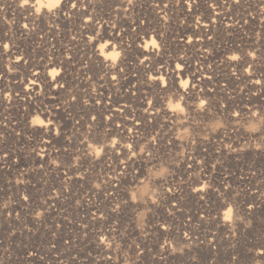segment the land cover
I'll return each instance as SVG.
<instances>
[{
  "label": "rangeland",
  "instance_id": "1",
  "mask_svg": "<svg viewBox=\"0 0 264 264\" xmlns=\"http://www.w3.org/2000/svg\"><path fill=\"white\" fill-rule=\"evenodd\" d=\"M30 2L34 3L36 0H30ZM72 2L73 0H68L69 9H71ZM75 2L78 8H80L78 13L75 14L64 10L65 16H63L62 10L59 12L61 20L53 22L52 19L56 18L57 15L53 17L47 14L44 9L41 10V13L35 15L33 13L34 9L30 6L29 9L17 8V0H0V43L8 42L10 47L19 42L24 48L28 47L31 49V47H34L37 49L36 52L39 50L40 52L35 53V56L30 58L33 63H41L39 70L42 71V74L35 80L36 84H38V86L36 85V89H38L36 92L40 95L39 102L43 104H63L66 108V117H64L60 124L50 125L48 134H46L44 126L42 125L35 127L20 125L17 128L28 134L29 138L33 140L26 146L29 151H33L34 156L36 153L41 154L43 148H46L48 145L53 146L58 151L57 154L53 153L50 155V158L46 156L45 158H41V156L37 157L36 155V160H34V162L29 160V163L33 164L32 171H36L35 168H37L40 174L44 176L41 179L49 175L48 171L53 164L63 166L64 168L69 167V165L75 167L80 164V168L75 169L73 167L70 169V175L73 177L72 182L74 183L58 188L59 191L62 189L71 195V213L74 216L76 215L77 218L82 219L85 231L84 234L86 235L83 240H86V245L82 243L79 244L80 246L77 245V248L80 250L79 252L86 256L91 254V257H93L95 255V243H99L102 231L106 229L107 225H114L116 231L113 236L115 237L116 243H119V248L116 247V243H112L111 248L114 252H117L118 255H120V251L122 250L121 245L124 243L118 231H120L121 234L130 232V247H125V250L122 251V255L129 263L132 261L133 256L131 248H133L136 245L135 242H137L141 249L148 251L149 247L151 249L150 255L155 256L156 259L163 258L162 254H168L170 257L173 255L178 264H232L229 262L234 255L230 253L231 235L227 231V227L223 228L221 226L223 222L220 221V216H223L222 212L228 207L231 209V215H233L235 204L238 201L240 203H245L244 205L246 206L253 204L254 207L260 206L263 208L264 196H262L261 193H264V173L252 175V178L247 180L250 181L248 185L236 183L237 186L234 187L232 181L221 184L222 182L219 178L224 174L211 171V164L215 162L216 157L207 156L205 152L204 158L200 155L204 148L208 150V152L212 151L211 147L207 148V144L205 145L207 142L199 140H197L196 144L194 143L195 138H201L205 133H208L211 141L215 132H212L211 128L206 127V125L203 129L202 125L196 123L195 119L188 113L187 105L192 103L191 100H180V95L185 94L180 86V82L186 80L185 73L178 70V72L176 71L173 74V77H169L170 74H168V72L173 68L175 69V66L178 64L180 68L181 64L183 66H189L191 62L190 59L192 60V64H197L199 69L200 43L204 44L206 48H209L211 47L212 40L219 42L222 40L235 41L241 44L242 48H232L223 52L221 57L224 61L223 64L226 67H234L239 77L240 86H243V88L249 91H254L253 89H249V84L251 83L249 78L255 79V76L249 77L248 73L244 71V68L250 63L248 62V52L253 51L254 56L256 55L257 58L264 53V0H239L238 4L233 3V0H218V4H215L214 1L206 0V2H208L206 6L209 11L203 8L191 9L190 11L186 7L180 9L179 6L181 4L186 5L185 0H168L167 3L173 8L166 13L157 14L156 16H158V19L147 9V4H144V0H133L135 8L128 11L126 16L130 19L136 18L139 24L145 28L139 31V40L135 43H132L131 37L128 34L122 39L120 35L117 37L118 30L123 28L119 22L123 19L122 0H75ZM112 2H117V4H113ZM151 2L153 3L155 1H150V3ZM190 4H193V0H190ZM218 5L220 8L211 9ZM83 7L87 8L86 14L81 13ZM116 11H121V13L119 14ZM214 12H217L218 15ZM87 16L92 18L91 24L94 25V29L90 28L94 30L90 35L91 49H88L85 45L79 44L78 48L80 51H78V49L75 51V49L72 48L66 55L63 54L65 51L62 49L63 47L71 48L69 42L74 36L73 31L75 26H78L79 22ZM217 16H220V19H218ZM62 18L65 20L64 22ZM202 20H208L209 26L204 27L197 34L193 33V29L196 31L195 27L198 25L197 22ZM245 21L247 22L245 23ZM183 23H188L192 26L188 32L190 36L187 34L191 43L177 42L175 35L177 31L173 29V27ZM25 24L27 25V34L20 35L19 32H15L14 27L16 25H20L21 27ZM112 27L115 29H113L114 31L112 30V32L117 40L110 41L115 43L116 50L119 51L120 56L116 59L117 63H119L117 64V70L114 72H107V70H104V64L102 63L103 66L100 64L101 58L95 59L92 66H90V62L87 61L93 52H99L98 47L103 41V39H99L98 36H95V30H103L106 35H109V33H112L109 30ZM50 30L53 32L51 33ZM170 32H172V35H169ZM150 35H152L155 40L156 47L153 48L154 51L152 56L145 54V51L143 52L145 41L149 40ZM209 36L212 37L211 40L208 39ZM202 40L204 42H201ZM54 46L62 47L60 49L58 48L60 53L58 54L59 57L52 54V51L55 49ZM233 54H236L240 58L236 66L232 64L233 62L236 63V61H230L228 59ZM68 56L70 57L69 59ZM65 58L69 60L70 64L65 62ZM23 60L26 59H21V62ZM51 60L57 62L55 68L59 76L62 77L61 80L54 81V78L48 75L47 69L43 66L46 61ZM119 60H122L121 65ZM141 61H143V63H141ZM6 66L11 69L16 68L10 65ZM190 67L193 70H197L195 67ZM3 68L4 70L6 69L5 65ZM30 68L31 67H28L27 60L22 68H18L21 74H18L17 77L12 78V80L16 79L21 87L20 89L15 87L16 90H13V92L20 94L19 90H23L24 87L29 85L30 76L27 73L30 71ZM160 68L163 69V71ZM249 71H252V69ZM161 72L168 77L164 75L167 88H160V90L162 89L163 91L152 88L154 83H149V78L152 77L151 75L156 77L162 76L163 74ZM113 76L116 77L115 80L112 79ZM191 76L192 74L189 75L188 79L190 87L192 86L190 82ZM128 77L130 79H128ZM125 80H127L126 83L121 84V82ZM193 84L195 89L196 80ZM60 85H63V88H61ZM158 85L159 82L156 87H159ZM99 86H102L103 90H100ZM86 92H91L94 96L89 99ZM106 92L109 94H106ZM0 94L3 96L2 92ZM104 94L106 95L103 98ZM73 95L78 98L76 102L71 101ZM131 95L133 97L130 98ZM20 96L24 98L25 101L29 99L27 95ZM49 96H54L55 98L49 99ZM31 97H33V95H31ZM195 97L198 99L197 95H195ZM117 100L121 101L117 102ZM139 100L141 102H139ZM84 101H87V103L85 104ZM96 101H99V103H96ZM149 101H152L155 106H150L148 103ZM21 102L23 101L21 100ZM114 102L115 104L112 106L111 104ZM167 103L168 107L169 105L172 106L169 108L176 113L177 117L169 119L167 115L164 117L160 116L162 112L166 111L167 108L164 107V104ZM97 104L102 107L97 108ZM121 104H127L128 111L121 112V120L119 119L112 122L115 126L120 125V129L108 135L111 125H106L105 119L110 116L111 112L109 110L112 107H118ZM176 105H179L181 109L184 108V113H180L176 109ZM87 109H90V112L89 110L86 112ZM101 109H103V111ZM151 112H153V114ZM91 115L96 116L97 119L95 122L91 121ZM128 117L134 118L133 123L131 125L129 123L123 124L122 121L126 120ZM138 118L142 126H140V128H134ZM213 118L215 121H209L208 125L216 123L220 126L223 124L224 126V121L222 119L217 120L216 117ZM77 120H80V123H77ZM181 120L184 121L183 124ZM150 121L152 125L147 126V124H151ZM189 121H191V123ZM165 124H167V128L164 127ZM101 125H103V127H101ZM240 125L246 130L254 128L258 131L260 128H264V119H261L259 122L254 121L248 124L240 123ZM129 128L132 129L131 132L128 131ZM236 128L239 132H243L240 126ZM29 129H31V132H29ZM54 129L59 130V135L54 134ZM185 129H187L188 136L184 140H180L176 134L183 133ZM20 130L17 131L20 132ZM157 133H159V139L153 141L152 137L156 136ZM165 133L173 138H177L175 147L171 145L169 139L164 138ZM66 137H69L71 141L69 142V139H66ZM112 138H115L121 143L120 146L125 145L123 148L125 151L123 152H129L126 147L128 143L133 144L134 150H136L139 155L144 156L145 159L148 157L146 155H149L148 148L151 146L152 163L144 165V159H137L135 164L132 163L125 168L124 164L113 159V153H107L105 155L103 150L101 156L103 157L105 155L104 157H106V159L108 158V163L105 162L103 166V158L97 160L94 153L85 158L84 153L88 143H91L94 147L104 146V149L109 150L111 148H109L108 144L111 145L110 141ZM43 140L48 141V143H45L44 147H42V145H40V147L34 145ZM82 140L85 141V143L81 144ZM254 141L259 144L258 140L254 139ZM34 146L36 150H34ZM120 146L117 148H120ZM140 148H145V151L141 153L139 151ZM77 149H79V151H77ZM65 151L70 153L71 156L69 159L62 157ZM187 156H191L193 160H188ZM76 157H79V159L76 160ZM121 158H125L123 153H121ZM217 159L221 161V158ZM194 160L196 163H194ZM254 160L258 161L257 159ZM261 160L262 162L264 161V156ZM137 161L140 164V168L137 166ZM197 161L200 162L197 163ZM189 163L193 165L192 168L188 167ZM107 164L110 165V167L106 171L102 168L107 167ZM153 164L155 167H153ZM161 168L167 170L162 177H156L155 182L148 180L144 181V184H148L149 194L155 189L156 199H158L157 206L151 204V201H149V194L142 195L141 190L144 188V184L141 185L138 182L139 187L135 194L136 198L139 194L138 200L141 204L137 210L139 213L145 208H151V211H147L142 220L140 217L138 218V223H143L144 225L141 229H144L145 226L148 225L147 223H150L151 226L153 237L152 241H149L150 245L147 246L144 242H148V235H145V239L141 237V244L137 233L134 231L131 234L134 228L129 231V229L134 226V221L129 219V215L132 211L129 210V208L131 207L124 208L120 215L116 216L109 210V204L112 203V206H115L116 201L122 198L126 192H134L132 190L136 183L135 176H141V169H144L145 175H147L148 169H151L152 172H156ZM216 168L218 169V165ZM76 175L81 178H85L86 175H89L90 186L92 185V188H98L97 186L101 188V191L95 190L99 192L100 197L95 193L93 198L89 200L94 202L97 206L94 219L85 218V213L89 211L91 203L81 204V211L76 209L78 205L77 200H79V202L84 201L83 199L85 198L83 195L88 188L86 178L81 180L77 178ZM107 176H111V178L121 176L122 183H120L118 191L114 189L106 191L107 194L108 192H113V197L111 201L104 203L101 193L102 186H105V182L108 180ZM237 176L243 178L248 177L247 174ZM35 177L40 178L38 175ZM122 177H127V179L123 180ZM141 179L143 178L141 177ZM202 179L203 182L201 181ZM196 180H200V182L198 183ZM113 184L114 186L118 185V182L113 180ZM207 185H211V187L205 192H194L196 188H205ZM228 185L231 186L229 189ZM170 186L173 189L172 193L168 192ZM143 201H148V203L145 204ZM173 204L176 205L175 209L181 208L182 210H186L189 215L195 213L199 214L200 211L207 206L211 209L209 216H206L208 219L207 223H201L200 227L197 228L195 226L194 229H190L192 230L191 240L182 247L175 246L173 242L174 239L162 233V226L167 227L169 213H172L174 210L171 207ZM201 213L203 214L204 212ZM27 214H29V212H26V216H21L20 212H18L19 217L24 220L29 219ZM101 214H103V218H101ZM120 216L124 219H121ZM91 217H93V215H91ZM242 221H244L245 227L247 225L254 226L256 224L255 233L257 235L260 233L261 237L264 236V217H258L255 220V224L251 223L248 218H243ZM29 223V221H26L25 226L28 227ZM204 231L208 233L209 236L202 237L201 234ZM193 233H198V235H193ZM112 238L113 237L109 238L110 241ZM165 239L171 241L178 251L172 253L166 245L165 250H161L159 245H161ZM211 241L212 243H210ZM214 254L217 255L219 261L216 262L214 260ZM105 262H107L106 258H100L97 260L96 264H105ZM248 264H253V261Z\"/></svg>",
  "mask_w": 264,
  "mask_h": 264
},
{
  "label": "built area",
  "instance_id": "2",
  "mask_svg": "<svg viewBox=\"0 0 264 264\" xmlns=\"http://www.w3.org/2000/svg\"><path fill=\"white\" fill-rule=\"evenodd\" d=\"M62 15L65 16L64 11ZM201 42L204 41L202 40ZM199 46L200 86L197 91L198 99H207L210 100L212 105H219L220 112L217 113L213 107L210 109V114L216 117L217 120L222 119L224 121V126L226 125L220 128L218 133H214L211 141L205 143V145L207 144V148L211 147L212 151H209L211 154L204 148L202 151L203 153L201 152L200 155L204 158L205 153H207V156L210 155L216 157V159L221 158L218 169H211V171L219 174L227 173L230 176L229 182L232 181L234 187L237 186L236 183L248 185L250 181L247 180H249V178L251 179L252 175L264 173V161L262 162L261 160L264 156V151L259 150V144L254 141L251 137L252 135H249V137L245 136L244 139H242V132H239L236 128L239 125L228 124L226 116L228 111L236 109L237 105L244 107L245 112H247L248 108L252 107L253 104L257 106L264 105V92L260 93L259 86L252 83L249 84V89H253L254 91H249L243 88V86H240L239 78H237V72L234 67H226L223 64L224 61L221 58L222 53L232 48L241 49V44L230 40H222L221 42L212 40L211 47L209 48H206L204 44L201 43ZM248 60L253 65V75L255 78H259L261 73L264 72V53L260 55L259 58L256 57L255 60H252V57L249 56ZM25 61L26 60H23V63L20 61V64L15 66L16 68L12 69L11 72L8 71L7 66H5V70L0 72V93H3V96L0 94V125H3L0 127L4 129V132H0L4 133L0 134V145L2 147L0 151V205L7 202V207H0V264H88L85 262L84 258L91 257V254H89V256L81 254L79 248H77V245L80 243L86 245V240H83L86 235L84 234L85 231L82 219L77 218L76 215L74 216L71 213V195L67 191H63L62 189L59 191L58 189L74 183L62 184L57 181L58 176L68 171L69 167L64 168L63 166L53 164L48 171L49 175L41 179L44 176L40 174L37 168H35L36 171H32L33 164L29 163V160L34 162V160H36V155L38 157L41 156V154L36 153L34 156L33 151L28 150L26 145L33 140L29 138L28 134L17 128L20 125L31 127L38 126L30 125L29 123L30 118H34L35 116L44 119V122H50V125L60 124L64 117H66V108L63 104H43L39 102L40 95L36 92V90H38L36 86L30 91H27L28 89L24 87L23 90H19L20 94L13 92V90H16L15 87L20 89L21 85L16 79L12 80V78H16L18 74H21L18 68H22ZM236 64L237 62L235 66ZM233 73H235V75H233ZM36 85L38 86V84ZM4 93H9L10 99H2ZM20 95H27L29 98L28 101H25ZM31 95H33V97H31ZM50 97H53L52 99L55 98L54 96H49V99H51ZM21 100L23 102H21ZM253 110H255V108H253ZM261 119L262 118L256 116L249 117L245 115L239 123L248 124L254 121L259 122ZM199 125H202L204 129L206 124L199 123ZM221 126H223V124H221ZM17 130H20L22 133ZM29 130V132H31V129ZM237 132L240 135H238ZM256 138L259 142L260 138ZM245 139H247V141H244ZM227 142H232L234 147L239 146L242 151L228 153V148H222L221 146L222 143L228 144ZM34 150H36L35 146ZM57 152L58 151L53 146L48 145L47 150L42 154L41 158H45V156L50 158V155L53 153L57 154ZM70 156V153L67 151L63 152L62 157L69 159ZM105 162L108 163V158L106 159V157L103 158L102 166ZM37 167L41 168L40 166ZM109 167L110 165L102 169L107 171ZM138 167L140 168V166ZM74 168L77 169L80 167ZM242 174H247L248 177L243 178L237 176ZM36 175L40 178H36ZM78 177L81 180L86 178L88 186L83 195L85 199L79 202V204L92 202L89 200L93 198L95 193L99 195V192L95 190L101 191V188H92V185L90 186L89 175H86L85 178ZM109 177L111 176H107V179H109ZM119 178L121 179V176ZM122 179L126 180L127 177H122ZM112 180L118 182V186L115 185V189L118 191L122 181L117 180L116 177L112 178ZM102 187V201L107 203L111 201L113 192H108L107 194L106 191L114 188L107 183ZM138 187V181H136L133 186L134 189L132 190L134 192L129 191V193L135 195L138 191ZM104 189L107 190L105 191ZM24 195L29 197L28 201L21 199ZM138 196L136 199L137 202L140 203ZM55 201H66V204L57 210L54 207ZM244 204L245 203H240L238 201L235 204L233 215L229 216V218L221 224L223 228L227 227V231L231 230L232 232L230 253L234 254L232 257H236L235 262H231L230 259L229 262L232 264H248L252 262L253 259H255V261L264 260V256L258 257L256 254V250L260 249L259 247H264V236L261 237L260 233L259 235L255 233L257 227L255 220L258 217H264V204L262 206L263 208L256 206L251 210ZM78 205L76 209H78ZM39 209L43 215L36 218L33 212ZM129 210H132L129 219L134 221V226L131 227L129 231L134 228L131 234L135 231L139 236L141 244V237L145 239V235H148V242L144 240V243H146L147 246L150 245L149 241H152L153 237L150 223H147L148 225H146L144 229L138 228V208H129ZM18 212H20L21 216H26V212H29V214H27L29 219H21ZM62 213H65L64 219L62 218ZM120 218L124 219L121 216ZM168 218V231H163L162 233L174 239L173 242L175 246L179 247L184 246V243H188L182 240L184 232H188L191 238L192 230L190 229H194L195 226L198 228L201 226V223L206 224L208 220L206 217L201 220L200 214L195 213L189 215L186 210H182L181 208L174 209L172 213H169ZM243 218H248L251 223L255 225H247L245 227L244 221H242ZM26 221L30 222L28 227L25 226ZM68 222H72V225L69 226L66 224ZM115 231L116 228H114V225L106 226V229L102 231V236L106 238V242L110 241L109 238L113 237ZM118 233L122 236L124 241L121 245L122 250L120 251V255L114 252L111 247L106 249L105 245L101 244L106 250L107 255L111 257V264H151L150 261L156 259L155 256L150 255L151 249L149 247L148 251L141 249L140 246L136 248L139 244L135 242L136 245L131 248L133 254L132 261L129 263L122 255V251L125 250V247H130V232L121 234L120 231H118ZM166 247L168 246L166 245ZM136 250L140 252L139 256L136 255ZM29 253L32 254L29 255ZM214 256V260L216 262L219 261L217 255L214 254ZM261 264H264V261H261Z\"/></svg>",
  "mask_w": 264,
  "mask_h": 264
},
{
  "label": "bare ground",
  "instance_id": "3",
  "mask_svg": "<svg viewBox=\"0 0 264 264\" xmlns=\"http://www.w3.org/2000/svg\"><path fill=\"white\" fill-rule=\"evenodd\" d=\"M111 1H114V0H111ZM140 1V0H139ZM143 1V0H142ZM150 1H155V2H151L150 3ZM167 1L168 0H144V4H147V9L152 13V14H154L155 16V18H157L158 19V16H156L157 14H160V13H166L167 11H169V10H171L173 7L171 6V5H169L168 3H167ZM209 1H214V3L215 4H218V0H209ZM64 3H65V5L66 6H63L62 7V10H67L68 12H73V13H78L79 12V9L80 8H78V6H77V8L76 9H69L68 8V0H64ZM84 3V2H83ZM113 4H117V2L116 3H114V2H112ZM206 3H208V2H206V0H205V3H204V0H195V2H193V4H190V0H187V2H185V4L186 5H183V4H181L180 6H179V8L180 9H184V7H186L188 10H189V7L191 8V9H196V8H203L204 10H208V7L206 6ZM213 3V4H214ZM111 4V3H110ZM123 5V8H122V14H123V19L121 20L122 21V23H121V21H119L120 22V24L123 26V28L122 29H120V30H118V34H117V37L120 35V38L122 39L125 35H129L130 37H131V40H132V43H135V42H137L138 40H139V35H138V33H139V31H141V30H143V29H145L143 26H141L140 24H139V22L137 21V19L135 18V19H130V18H128L127 16H126V14H127V12L128 11H130V10H132L133 8H135L134 7V3H132V4H129L128 3V0H122V4H121V6ZM90 7V6H89ZM216 8H220V6L218 5V6H216V7H213V8H211V9H216ZM88 10H89V8H88ZM86 11H87V8H85V7H83V11H81V13H83V14H86ZM136 11V10H135ZM209 11V10H208ZM59 10H56V13H55V16H56V18H53L52 19V21L53 22H56V21H60L61 19H60V15H59ZM117 12V11H116ZM117 13H121V11L120 12H117ZM207 13V12H206ZM215 14H218L217 12H214ZM119 14H117V15H119ZM170 14V13H169ZM162 15V14H161ZM55 16H53V17H55ZM171 16V15H170ZM160 18V17H159ZM217 18L218 19H220V16H217ZM63 19V18H62ZM65 20L63 19V22H64ZM118 22V23H119ZM154 22V21H153ZM92 23V18H90V16H87V17H84L83 18V20L82 21H80L79 22V25L78 26H75V28H74V31H73V33H74V36L71 38V40H70V42H69V44H70V46H71V48L69 47V48H67V47H59V46H54V50L52 51V54L53 55H55V56H57V57H59V55L58 54H60L59 53V50H58V48L60 49V48H62L63 50H65L64 52H63V54H67L68 53V51L70 50V49H75V51L78 49V51H80V49L78 48L79 47V44L80 45H85V46H87V48L88 49H91V33H92V31L94 32V30H92V29H94V25H92L91 24ZM117 23V24H118ZM160 23V22H159ZM198 23V25L195 27V29H196V31L193 29L192 30V32L193 33H195V34H197L198 32H200L204 27H206V26H209V21L207 20H202V21H199V22H197ZM116 24V25H117ZM120 26V25H119ZM121 26V27H122ZM145 26V25H144ZM158 26V25H157ZM105 27H108V26H105ZM173 27V26H172ZM192 26L190 25V24H188V23H183V24H181V25H179V26H174L173 27V29H176V33L177 34H175L176 35V38H177V42H179V43H184V42H188L189 41V37H188V32L190 31V28H191ZM15 32H19V34L20 35H22V34H27V28H25L24 27V25L23 26H21L20 27V25H16L15 27ZM90 28H92V29H90ZM102 29V28H101ZM104 29V28H103ZM114 29V27H112V28H110L109 30L112 32V30ZM119 29V28H118ZM172 29V30H173ZM115 30V29H114ZM113 30V31H114ZM50 32L52 33L53 31L52 30H50ZM86 33H88V34H86ZM188 34V35H187ZM169 35H172V32H170L169 33ZM95 36H98V38L99 39H103V41H102V43H100V45H99V47H98V50H99V52L97 53V52H93L92 53V55L90 56V58L88 59V61L87 62H90L89 64H90V66H92L94 63V60L95 59H97V58H101V65H102V63L104 64V70H107V72H114L115 70H117V67H118V65L117 64H119V63H117V61L115 62V63H113V61L111 60V59H105V57H107L112 51H113V49L115 48V51H117L116 50V45H115V43H113L112 41H116L117 39H116V37H114V33L112 32V33H109V35H106L104 32H103V30L102 31H100V29H96L95 30ZM190 36V35H189ZM168 37V36H167ZM185 37V38H184ZM187 38V39H186ZM93 39V38H92ZM110 40H112V41H110ZM94 41V40H93ZM153 41H155L154 39H153V37H152V35H150L149 36V40H146L145 41V44H144V47H143V52L145 51V54H148V56H152L153 54V51H154V49L153 48H156V47H154L153 46ZM192 42H194V41H192ZM94 43V42H93ZM121 44V43H120ZM101 45H106V47L104 46L103 47V49H102V52H103V54H101ZM121 46V45H120ZM149 46H151V47H149ZM36 50L37 49H35L34 47H31V49H29L28 47H22L21 46V44L19 43V42H17V44H15V45H11L9 48H8V50L5 52L3 49H2V47H0V72H2L3 70H4V65L6 66V65H10V66H12V67H15V66H17V65H19L20 64V61H21V59H26L27 60V62H28V67H31L30 68V71H28V75L30 76V79H29V85H27L26 86V88L25 89H28L27 91H30V90H33L34 88H35V86H36V83H35V80H36V78H38V77H40L41 76V74H42V71L41 70H39V68H40V62H36V63H33L32 62V60H30V58H32V57H34L35 56V53H38V52H40L39 50L36 52ZM182 50H184V49H182ZM117 52H119V51H117ZM146 52H148V53H146ZM183 52V51H182ZM155 53V52H154ZM182 54H184V53H182ZM70 57L68 56V59H69ZM155 58V57H154ZM187 58V57H186ZM190 58H191V56H190ZM61 59V58H60ZM67 58H65V62L67 63V64H70V62H69V60H68ZM146 59V58H145ZM147 59H150V58H147ZM81 61H82V59H81ZM120 61V65H121V63H122V60H119ZM190 64H189V66L188 65H182L181 64V68H179V69H177V66H175V69L173 68L171 71H169L168 72V74H170L169 75V77H173V74L177 71L178 72V70L179 71H181V72H183V73H185V79L186 80H184V81H187V87L185 88V87H181V89H183V91L185 92V94L184 95H180V100H182V101H186L187 99H188V96L190 95V94H194V95H197V91H198V88H199V86H200V75H199V69H198V66H197V64H192V60L190 59ZM189 62V61H188ZM246 62V61H245ZM248 62H249V60H248ZM72 63V62H71ZM182 63V62H181ZM56 64H57V62L56 61H54V60H51V61H46L45 63H44V67L47 69V73H48V75H50V76H52L53 77V73H57V70H56ZM232 64H235V62H233ZM73 65V64H72ZM85 65V64H84ZM150 65H151V62H150ZM103 66V65H102ZM153 66V65H152ZM190 66H192V67H195L197 70H193ZM84 68H85V66H84ZM90 69H92L91 67H89ZM161 69V68H160ZM167 69V68H166ZM162 71H163V69H161ZM162 73V72H161ZM35 74V75H34ZM154 74V73H153ZM163 74V73H162ZM190 74H192V76H191V79H190V82L192 83V86L190 87V85H189V75ZM164 75L165 74H163L162 76H158V77H156V76H153V75H151L152 77H150L149 78V83H154L153 85H152V88H155L156 90H160V88L161 87H156L157 86V84H158V82L160 83V78L162 77L163 78V80H164ZM166 76V75H165ZM167 77V76H166ZM187 77V78H186ZM153 78H156L155 79V82H154V80H153ZM168 78V77H167ZM62 79V77L61 76H56V78L54 79V81H57V80H61ZM128 79H130L129 77H128ZM158 79V80H157ZM196 80V87H195V89H194V81ZM126 81L127 80H125V81H122L121 82V84H124V83H126ZM34 82V83H33ZM77 88V87H76ZM187 88H190V89H187ZM99 89L100 90H103L102 89V86H99ZM134 89V88H133ZM188 90V91H187ZM87 91H89V90H87ZM160 91H163L162 89L160 90ZM77 92V91H76ZM127 92V91H126ZM52 93V92H51ZM78 93V92H77ZM87 93V96L89 97V99H91L93 96H94V94H91V92H86ZM80 94V93H79ZM106 94H109L108 92H106ZM106 94H104L103 95V98L105 97V95ZM130 94V93H129ZM126 95H127V93H126ZM137 95V94H136ZM139 95V94H138ZM181 96H183L184 97V99H181ZM127 97H128V95H127ZM131 97H133L132 95L130 96V98ZM51 99L53 98V97H50ZM117 99V98H116ZM120 99V98H119ZM122 99V98H121ZM126 99H128V98H126ZM134 99V98H133ZM119 101H121V100H117V102H119ZM132 101H134V100H132ZM124 102H126V101H124ZM128 102V101H127ZM139 102H141L140 100H139ZM137 103V102H136ZM114 104H115V102L114 103H112L111 105L112 106H114ZM140 104V103H139ZM92 106H94V105H92ZM108 106H110V105H108ZM107 106V107H108ZM118 106V105H117ZM120 106V107H119ZM118 107H112L109 111L111 112L110 113V116L108 117V118H106L105 119V124L106 125H111V127H110V129H109V132H108V135H109V133L110 134H112L113 132H116L117 130H119L120 129V127L118 128V127H116L114 124H112V122H114V121H117V120H121V118H122V115H121V112L122 111H125V112H127L128 110H127V107H128V105L127 104H121V105H119ZM153 106H155L154 104H153ZM96 107L97 108H100V107H102L101 105H99V104H97L96 105ZM164 107H166L167 109H166V111L165 112H162L161 114H160V116L161 117H164L165 115H167V117L169 118V119H171L172 117H177L176 116V113L174 112V111H172L169 107H168V103L167 104H164ZM92 108V107H91ZM134 109V108H133ZM144 109V108H143ZM89 110V112H90V109H87L86 110V112ZM102 111H103V109H101ZM174 112V113H172V112ZM85 112V113H86ZM98 113V112H97ZM152 114H153V112H151ZM129 114V113H128ZM173 114H174V116H173ZM108 115V114H107ZM126 115H127V113H126ZM130 115V114H129ZM133 115V114H132ZM155 115V114H154ZM35 117H37L40 121H42L40 124H36V125H38V126H44V131L46 132V134H48L49 133V130H48V128H49V126H50V122H44V119H42V118H40V117H38V116H35ZM34 117V118H35ZM102 119V118H101ZM102 121V120H101ZM133 121H134V118H126V120H124V121H122L123 122V124H132L133 123ZM138 121H139V118H138ZM150 123L151 124H147V126H151L152 125V122L150 121ZM134 126V125H133ZM140 126H142L141 125V123H136L135 122V127L134 128H140ZM131 127V126H130ZM133 128V129H134ZM122 129V128H121ZM151 129V128H150ZM0 132H4V129L3 128H1L0 127ZM42 132V131H41ZM106 136V135H105ZM140 139V138H139ZM45 143H48V141L47 140H43V141H40V142H37V143H35V146H38V147H40V145H42V147H44L45 146ZM120 144L121 143H118V145H117V147H119L120 146ZM108 146H109V148H111V149H104V146L102 147V150L105 152H107L108 154H112L113 153V149H112V146L111 145H109L108 144ZM108 148V147H107ZM1 149H2V147H1V145H0V151H1ZM47 150V147L46 148H43V151H42V153H41V156H42V154L45 152ZM123 151H125L124 149H123ZM126 151H127V149H126ZM122 153H128V152H122ZM105 154V153H104ZM105 156V155H104ZM104 156L102 157V158H104ZM148 158V157H147ZM144 159V165H146L148 162V159ZM136 162V161H135ZM133 164H135V163H133ZM137 166H140V164L138 163V161H137ZM67 172V174H68V176H70L72 179H73V177L70 175V173H71V170L69 169L68 171H66ZM215 176V175H214ZM77 178H79L78 176H76ZM216 177V176H215ZM72 179L71 180H69V179H67L66 177H65V172H64V174L63 175H59L58 176V179H57V181L59 182V183H62V184H66V183H72ZM117 180H121L119 177L118 178H116ZM220 180H221V184H225V183H228L229 182V180H230V176L227 174V173H225L224 175H222V177H220L219 178ZM202 182H203V179L201 180ZM196 182H200V180H196ZM116 186H118V185H116ZM197 189H199V188H196L195 190H194V192H196L197 193ZM195 193V194H196ZM88 203H91V207H89L90 209H89V211L87 212V213H85L86 214V216H85V218L86 219H94L93 217H91V215H92V213H95L96 211H97V206L93 203V202H88ZM64 204H66V201H55V203H54V207L57 209V210H59L61 207H63L64 206ZM80 205L81 204H79L78 205V210H80ZM223 206H224V204H223ZM85 209V208H84ZM203 209V208H202ZM81 211V210H80ZM206 211V212H205ZM211 211V209L207 206V207H205L203 210H201L200 211V215L201 216H203V217H206V216H209V212ZM201 212H204L203 214L201 213ZM82 213H84V212H82ZM224 213H228L229 215H228V217L231 215V209L228 207V208H226L223 212H222V214H224ZM64 215H65V213H62V218L64 217ZM64 219V218H63ZM66 224H68L69 226H71L72 225V222H68V223H66ZM193 235H198V233H193ZM201 236L202 237H207V236H209V234L208 233H206L205 231L204 232H202V234H201ZM99 245V246H98ZM95 250H94V253H95V255H94V257H87V258H84L85 259V262L86 263H88L89 264V262H90V264H96V262H97V260L98 259H100V258H106V260H107V262H105V264H111V261L108 259V255H107V252H106V250L103 248V246L101 245V244H99V243H96V245H95ZM98 248H100V249H98ZM164 253V252H163ZM163 255V258H158V259H155V260H151L150 262H151V264H178L177 263V261L175 260L176 258H174V256L172 255L171 257L168 255V254H162ZM258 256V255H257ZM80 257H81V255H80ZM82 257H85V256H82ZM259 257V256H258ZM162 259V260H161ZM166 260V261H165ZM168 261V262H167Z\"/></svg>",
  "mask_w": 264,
  "mask_h": 264
},
{
  "label": "snow or ice",
  "instance_id": "4",
  "mask_svg": "<svg viewBox=\"0 0 264 264\" xmlns=\"http://www.w3.org/2000/svg\"><path fill=\"white\" fill-rule=\"evenodd\" d=\"M185 2H187V0H185ZM193 2H195V0H193ZM128 3L129 4H132L133 3V0H128ZM233 3L238 4L239 3V0H233ZM63 6H66L65 3H64V0H60V3L58 5L57 10L62 11V7ZM16 7L21 9V6L18 4V2L16 3ZM29 8L30 7H29L28 3H25L24 6H23V9H29ZM71 8L72 9H76L77 8V3L75 2V0H73V2L71 3ZM190 10H191V8L189 7V11ZM246 22L247 21H245V23ZM24 27L27 28V25L25 24ZM208 39L211 40L212 37L209 36ZM188 43H191V40H189ZM2 44L3 43H0V47H2ZM105 47H106V45H105ZM2 49L4 50L3 47H2ZM228 59L230 61H236V62H239L240 61V58H237V59L233 60V59H231L229 57ZM255 59H256V55L255 56H252V60H255ZM141 63H143V61H141ZM252 67H253V65L251 63H249V64H247V67L244 68V71L248 73V76L249 77H252L253 76V72L252 71H249L250 69H252ZM179 68H180V65L178 64L177 65V69H179ZM52 75H53V78L55 79L56 76H59V73H53ZM233 75H235V73H233ZM237 78H239V77H237ZM112 79L115 80L116 77L113 76ZM155 79L156 78H153L154 82H155ZM250 82L252 84L256 85V86H259V92L260 93L261 92H264V72L261 73V76L259 78L250 79ZM158 86L161 87V88H165V89L167 88V84L163 80L162 77L160 78V83H159ZM60 87L63 88V85H60ZM183 87L186 88L187 85L186 86H183ZM2 99H5V98L3 97ZM77 99L78 98L75 95H73L71 97V101L72 102H76ZM181 99H184V97L181 96ZM188 99L192 101V103L190 105H187L188 113L191 114L192 118L195 119L196 123H204V124L207 125L209 121H215L214 118H213V116L210 114V109L214 107L215 110H216V112L219 113L220 112V106L219 105H212L210 103V100H207V99H197L194 94H190L188 96ZM84 103L86 104L87 101H84ZM96 103H99V101H96ZM148 103H149L150 106H153V102L152 101H149ZM250 103H251V101H250ZM245 107H247V106H245ZM253 108H255V110H253ZM146 111H147V109H146ZM184 111H185V109L183 108L182 111H180V113H184ZM245 115H247L249 117L256 116L258 118L264 119V105L257 106L255 104H253L252 107H249L248 108L247 112H245L244 107H241L240 105H237L236 106V109H233L231 111H228V114L226 116V120H227V123L228 124H237V125L240 126L241 129H243V132L241 133V138L242 139H244L245 136L249 137V135H252V138L253 139H257L256 137H259L260 138L259 139V150L264 151V128H260L258 131L255 130L254 128L251 129V130H246L239 123L245 117ZM90 119H91V121L95 122L97 118H96L95 115H91ZM189 122L191 123V121H189ZM77 123H80V120H77ZM136 123H140V121H137ZM181 123L183 124L184 121L181 120ZM225 126H219V127H217V129L215 130V134L219 132L218 130L220 128H223ZM101 127H103V125H101ZM116 127L119 128L120 125H116ZM164 127L167 128V124H165ZM128 131L131 132L132 129L129 128ZM109 135H110V133H109ZM164 138L165 139H169L171 141V145L173 147H175V145H176V139L177 138H173L172 136L168 135L167 133H165ZM152 139H153V141H156L157 139H159V133H157L156 136H153ZM197 140L203 141V142H209L210 141V136H207L206 139L195 138V141H194L195 144L197 143ZM244 141H247V139H245ZM118 143L119 142L117 141L112 146V149L114 150L113 151V159L118 160L120 163L124 164L125 168H127L130 164L135 163V161L137 159H141V160L145 159L144 156L139 155V153L136 150H134L133 144H131V143H128L126 145V147L129 150V152L128 153H123V156L125 158H121V153L123 152V148L125 147V145H121L120 148H117ZM227 143L230 145L229 148H228V153H233V152L235 153V152H241L242 151V149L239 146L238 147H234L232 142H227ZM81 144H83V143H81ZM221 146H222V148H224V144L223 143H222ZM77 151H79V149H77ZM139 151L142 153V152L145 151V148H140ZM148 152H149V156L147 158L148 159V163H152L151 146H149ZM106 154H107V152L105 151V155ZM84 156H85V158H87L89 156V154L85 151ZM101 158H102L101 154L99 155V157H96L97 160H101ZM187 159L188 160H193V158L191 156H187ZM194 163H196L195 160H194ZM220 163H221V161L218 160V159H216L215 162H212L211 169L212 170H215L216 167H217V165H219ZM78 166H80V164L77 165V166H75V167H78ZM73 167H74L73 165H69V169H71ZM153 167H155L154 164H153ZM188 167L189 168H192L193 165L191 163H189L188 164ZM162 176L163 175H161L160 177H162ZM65 177L67 179H69V180L72 179L70 176H68L67 172H65ZM141 177L143 179H141ZM155 179H156V177L153 176L150 172L147 171V175H145V170L144 169H141V176L140 177H136L135 178V181H138L141 185H143L145 180L155 182ZM105 183H107L110 186H113L114 190H117V189H115V186L113 184V180H112L111 177H109V179ZM97 187L99 188V186H97ZM210 187H211V185H207L205 188L197 189V191H199V192H205ZM230 187L231 186L228 185V189ZM223 188H224V186H223ZM104 190L106 191L107 189H104ZM172 191H173V189L170 186L169 189H168V192L169 193H172ZM261 195L264 196V193H261ZM21 199L24 200V201H28L29 200V197L27 195H24L23 198H21ZM143 203L146 204V203H148V201H143ZM77 204H79V200H77ZM151 204L153 206H157V204L154 203V202H151ZM249 205H251V208L248 207V209L251 210L254 207V205L253 204H249ZM140 206H141V204L137 202V199H136L135 195L133 193H127L126 192L125 195L122 198H120L119 200L116 201L115 206H112V203L109 204V210L112 213H114L116 216H119L120 213H121V211L124 208H129V207H131V208H139ZM171 207L173 209H175L176 205L173 204ZM150 211H151V208H149V212ZM33 215L35 216V211L33 212ZM41 215H43L42 212H41ZM92 215H93V218H95V213H92ZM101 218H103V214H101ZM203 219H204V217L201 216V220H203ZM162 229H163L164 232H167L168 231V229H167L166 226H162ZM228 232H229L230 235H232L231 230H228ZM182 240L187 241V242L189 240H191L188 232H184L183 233ZM210 243H212V241ZM99 244H102L100 242V240H99ZM184 244L186 245L187 243H184ZM160 246L161 245H159V247ZM53 247H54V245H53ZM136 248H138V247L136 246ZM259 248L262 250V252L259 255V257L260 256H264V247H259ZM164 250H165V247H164ZM136 255L137 256L140 255V252L138 250L136 251ZM108 259L110 260L111 257L109 256ZM235 261H236V257H232L231 258V262H235ZM252 261H253V264H254L255 259H253ZM261 261H264V260H261Z\"/></svg>",
  "mask_w": 264,
  "mask_h": 264
},
{
  "label": "clouds",
  "instance_id": "5",
  "mask_svg": "<svg viewBox=\"0 0 264 264\" xmlns=\"http://www.w3.org/2000/svg\"><path fill=\"white\" fill-rule=\"evenodd\" d=\"M18 4L21 6V9H23V6L25 3H28V5L34 9V14H38V13H41V10L44 9L46 10V13L49 14V15H52L54 16L55 13H56V10L58 8V5L60 3V0H36V2L34 3H31L30 0H17ZM32 14V13H30ZM91 39V38H90ZM105 45H101V54H103L102 52V49ZM153 46L155 47V41H153ZM2 47L4 48L5 51L8 50L9 48V44L8 42H3L2 44ZM250 57L254 56V52L253 51H250L247 53ZM120 56V53L115 51V48L113 49V51L107 56L105 57V59H111L113 61V63L116 62V59ZM231 59L235 60L237 58H239L236 54H233L230 56ZM8 71L11 72L12 69L9 67L8 68ZM187 85V81H181L180 82V86L183 87V86H186ZM4 98L7 100V99H10V96H9V93H4ZM169 107H172L171 105H169ZM176 109L180 112L182 111V109L180 108L179 105H176L175 106ZM42 121H40L37 117L35 118H30V125H36V124H40ZM220 125L219 124H210V125H206V127H210L211 128V131L212 132H215V130L217 129V127H219ZM54 134L56 135H59V130L58 129H54ZM178 136V138L180 140H184L187 136H188V132H187V129H185V131L183 133H177L176 134ZM208 136V133H205L204 136L201 137V139H206V137ZM66 139H69V142L71 141L69 137H66ZM117 142V140L115 138H112L111 141H110V144L111 146H113L115 143ZM81 143H85V141H81ZM229 144H224V147L226 148H229ZM102 147H94L91 143H88L87 145V149H86V152L91 156L93 155V153L95 154V157H99V155L101 154L102 152ZM76 160L79 159V157H76L75 158ZM200 161H197V163H199ZM167 170L164 169V168H161L159 171H156V172H152L151 169H148V172H150L153 176L155 177H160L161 175H163ZM67 190V189H65ZM141 193L142 195L143 194H149V188H148V184L145 183L144 184V188L141 190ZM23 198V196H22ZM149 201L151 202H154L156 204H158V199H156V193H155V189H153L152 193L149 194ZM0 207H7V202H5L3 205H0ZM249 208H251V205L248 206ZM149 211V209L145 208L144 210H142L140 213H139V217L140 219L142 220L144 218V216L146 215V212ZM228 213H224L223 216L221 217L220 216V221L223 222V221H226L228 219ZM36 218H39L41 217V211L40 210H36L35 211V216ZM216 218V217H215ZM138 228H143L144 225L143 223H140L137 225ZM100 242L102 244L105 245V248H109L111 247V244L112 243H116V240H115V237L113 236L112 240L111 241H108L106 242V238L101 236L99 238ZM165 245H167L170 249H171V252L172 253H175L178 251V249L176 247L173 246L172 242L165 239L163 241V243L161 244L160 248L161 250L164 249ZM116 247L119 248V243H116ZM137 247H139V245H137ZM186 247V246H185ZM262 250L261 249H257L256 250V254L259 256L261 254ZM29 255H31V253H29ZM254 264H261V261L257 260L254 262Z\"/></svg>",
  "mask_w": 264,
  "mask_h": 264
}]
</instances>
